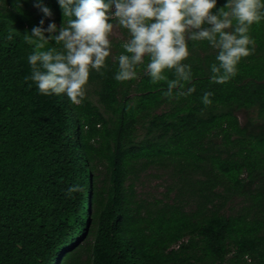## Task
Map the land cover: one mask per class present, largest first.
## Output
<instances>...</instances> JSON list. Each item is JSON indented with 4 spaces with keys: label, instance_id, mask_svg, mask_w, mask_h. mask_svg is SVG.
Wrapping results in <instances>:
<instances>
[{
    "label": "trees",
    "instance_id": "1",
    "mask_svg": "<svg viewBox=\"0 0 264 264\" xmlns=\"http://www.w3.org/2000/svg\"><path fill=\"white\" fill-rule=\"evenodd\" d=\"M35 2L0 0V264H84L85 254L87 264H264V19L250 27L254 50L225 84L211 82L218 49L191 40L182 61L191 65V95L165 97L147 56L136 78L118 82L121 41L90 70L99 105L86 93L75 105L26 80L36 48L24 34L42 18L45 28L63 21L58 0H43L50 19ZM52 47L61 46L44 50ZM164 74L175 79L174 69ZM205 92L213 93L207 107ZM157 164L173 166L183 186L176 202L145 206L133 177ZM77 185L84 191L69 197ZM220 188L248 205L222 213ZM190 192L195 211L180 199Z\"/></svg>",
    "mask_w": 264,
    "mask_h": 264
},
{
    "label": "clouds",
    "instance_id": "2",
    "mask_svg": "<svg viewBox=\"0 0 264 264\" xmlns=\"http://www.w3.org/2000/svg\"><path fill=\"white\" fill-rule=\"evenodd\" d=\"M62 9L61 25L45 19L24 34V40L35 44L28 57L33 81L41 94L66 93L79 105L85 97L90 70L100 71L110 56L109 35L114 23L126 29L130 38L122 44L124 51L117 57L115 80L126 82L136 78V66L148 57L147 72L153 83L165 81L169 100L187 97L196 91L195 85L185 90L192 78L191 65L184 64L190 53L188 41H207L218 49L211 65V82L225 84L237 74V65L250 55V27L264 19L261 0H227L218 7V0H58ZM34 7L45 18H52L51 8L43 0ZM74 17V18H73ZM68 18L67 24L64 19ZM113 21V22H110ZM235 22V24H234ZM59 33V34H57ZM49 41L60 45L44 50ZM174 69L175 79L165 70ZM175 90V97H174ZM212 92H205L201 101L212 104ZM82 186L71 187L67 194L82 192Z\"/></svg>",
    "mask_w": 264,
    "mask_h": 264
},
{
    "label": "rangeland",
    "instance_id": "3",
    "mask_svg": "<svg viewBox=\"0 0 264 264\" xmlns=\"http://www.w3.org/2000/svg\"><path fill=\"white\" fill-rule=\"evenodd\" d=\"M114 23L113 31L109 35L110 40V54L115 53V46L121 42H126L130 37H127L117 23ZM59 26V24H57ZM97 88L94 85L85 86V93L90 99L99 105V97L96 94ZM256 116V115H254ZM241 123H245L244 117L240 114ZM143 131L140 132L142 137ZM99 180L98 186L102 187L106 181V171L103 167L99 168L98 172ZM180 176H177L174 172V167H164L161 165H151L146 170H143L139 174L133 177L135 184L136 200L141 203L155 204L158 201H164L174 203L178 200L177 194L183 183L180 181ZM218 193L222 194V197L216 198L217 208L222 209V213L226 215H233L238 213L242 208L248 204L245 198L240 195H233L230 192H225L224 188L217 190ZM183 200V206L188 211H195L198 209L199 200L191 192L188 195L180 197ZM213 207L212 205L210 208ZM84 264L88 263L89 255L85 254L83 257Z\"/></svg>",
    "mask_w": 264,
    "mask_h": 264
}]
</instances>
